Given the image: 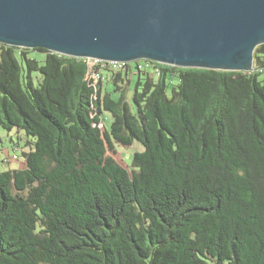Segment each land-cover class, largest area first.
Returning a JSON list of instances; mask_svg holds the SVG:
<instances>
[{
    "label": "trees",
    "instance_id": "1",
    "mask_svg": "<svg viewBox=\"0 0 264 264\" xmlns=\"http://www.w3.org/2000/svg\"><path fill=\"white\" fill-rule=\"evenodd\" d=\"M140 61L0 43V128L27 137L0 172V264H264V44L253 72Z\"/></svg>",
    "mask_w": 264,
    "mask_h": 264
},
{
    "label": "water",
    "instance_id": "2",
    "mask_svg": "<svg viewBox=\"0 0 264 264\" xmlns=\"http://www.w3.org/2000/svg\"><path fill=\"white\" fill-rule=\"evenodd\" d=\"M0 43L107 62L253 72L264 0H0Z\"/></svg>",
    "mask_w": 264,
    "mask_h": 264
},
{
    "label": "rangeland",
    "instance_id": "3",
    "mask_svg": "<svg viewBox=\"0 0 264 264\" xmlns=\"http://www.w3.org/2000/svg\"><path fill=\"white\" fill-rule=\"evenodd\" d=\"M33 57H35L37 60L44 62L45 61V56L42 54H35ZM133 67H135L136 62H130ZM140 63L143 64V61H140ZM152 72V70H149ZM133 72H135L133 75ZM133 75L131 78V83L130 86H124L129 92L128 95L131 98L132 94L135 89L136 82L138 80V77L136 75L137 70L134 69V71L131 72ZM264 79V74L261 76V80ZM168 83H169V90L168 93L171 95L172 88L174 85H177L178 80L172 77H168ZM105 89H112V77L111 74L107 75V78L105 80ZM107 115V122H108V127L111 124V116L109 114ZM0 139H1V148L2 151L0 152V172L1 171H7V170H17L21 169L23 167L24 160L21 157L22 151L24 150L25 143L27 140L26 135L21 132L20 134L17 133V131L13 132H7L0 128ZM118 155L116 158L121 162L124 160V164L126 165H131L133 156L136 152H141L143 151V147L140 143L136 142L133 146L131 147H123L119 144L116 145ZM14 156H18L19 159L16 160L14 159Z\"/></svg>",
    "mask_w": 264,
    "mask_h": 264
},
{
    "label": "bare ground",
    "instance_id": "4",
    "mask_svg": "<svg viewBox=\"0 0 264 264\" xmlns=\"http://www.w3.org/2000/svg\"><path fill=\"white\" fill-rule=\"evenodd\" d=\"M92 60H97V61H100V62L107 63V66L109 65V69L113 70V71H119L122 68H124V66L127 64V62H114V61L113 62H107V61H102V60H99V59H92Z\"/></svg>",
    "mask_w": 264,
    "mask_h": 264
},
{
    "label": "built area",
    "instance_id": "5",
    "mask_svg": "<svg viewBox=\"0 0 264 264\" xmlns=\"http://www.w3.org/2000/svg\"><path fill=\"white\" fill-rule=\"evenodd\" d=\"M86 60H89V59H86ZM14 159H16V157H14Z\"/></svg>",
    "mask_w": 264,
    "mask_h": 264
}]
</instances>
